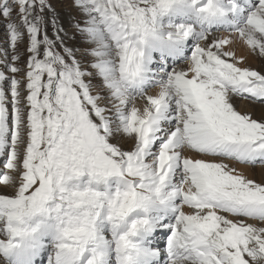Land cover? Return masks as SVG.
I'll return each instance as SVG.
<instances>
[{"label":"snow or ice","instance_id":"6c2138e0","mask_svg":"<svg viewBox=\"0 0 264 264\" xmlns=\"http://www.w3.org/2000/svg\"><path fill=\"white\" fill-rule=\"evenodd\" d=\"M178 2L72 0L80 18L66 31L49 0H0L13 53L11 63L7 49L0 56V254L35 238L27 222L38 215L54 221L48 264L99 249L107 193L70 182L116 178L120 220L162 210L114 234L117 264H137L145 250L133 237L157 228L164 264H264V64L247 58L264 60V0H190L202 28L158 36V18ZM153 40L174 45L176 61L149 69Z\"/></svg>","mask_w":264,"mask_h":264},{"label":"rangeland","instance_id":"374dc122","mask_svg":"<svg viewBox=\"0 0 264 264\" xmlns=\"http://www.w3.org/2000/svg\"><path fill=\"white\" fill-rule=\"evenodd\" d=\"M201 4L206 2V0H200ZM49 3L51 4L52 8L54 9V12L52 13L53 15L56 16V19L61 27H63L66 31H68L71 28V24L73 22V19H79L80 18V12L78 9L74 8L72 6V0H49ZM200 5H196L195 7L191 5L190 0H180L172 10H170L167 13H164L162 16L158 18V27H157V34L160 37H166L169 32H172L175 30L176 25L183 24L185 26L191 25L194 29V34L199 31L203 25L201 24V21L194 13V9L196 7H199ZM47 19L49 21L47 25V32L48 35H52V28H51V15L47 16ZM68 46H72L74 41L69 39L67 42ZM166 44H168L165 41ZM169 45V44H168ZM78 46V45H77ZM170 47H174V45H169ZM192 46V39L189 38L187 41L184 42L182 45V50L184 53H189L190 48ZM19 48L21 52L23 53L21 55L19 65L21 67L25 66V61L27 60V54L25 51L26 48V40L21 42L19 44ZM8 50V60L11 63V55L13 54L11 51V46H10V40H9V33L6 28V21L3 18H0V56L3 55L4 50ZM148 56L150 58V64L154 65L156 69H159L161 67H165L168 64L174 63L177 59V56L173 55L171 52L168 50H163L161 52L158 51V49L155 46H151L148 49ZM160 53L164 54L163 57H161ZM237 56L240 57L242 56L240 52H237ZM248 64H250L253 68H257L259 65L264 64V60H256L254 59L253 56L248 55ZM6 70L5 68H0V71ZM7 75H11L10 72L7 73ZM117 179L116 178H109L107 181L100 182V183H89V180L87 177H82L79 180H74L70 182V186L74 187H93L98 191H111L114 190L118 187H120L119 183H116ZM6 191V190H5ZM139 216L143 214H148L149 217L155 218V214L153 211H149L148 213L143 212L142 210H138ZM136 212V213H138ZM135 214V213H134ZM157 219V218H156ZM101 224L106 227L103 222ZM38 236V234H40ZM100 233V236L103 237V240L99 242V249L106 253L105 257L103 258V264H109V257H110V264H117L116 259H115V252L112 251L114 248V242L111 239L110 236V231L109 229L102 228L98 232ZM155 236L149 235V243L146 246L144 244V247H148L150 249H155L156 247L159 248L160 254L158 256L157 261L151 260L150 264H164L165 260V253L163 252V249L166 247V242H167V234L166 232L155 230L154 232ZM160 233H162L160 236H158ZM33 240H30L25 244L23 249L18 250L15 255L18 257L21 255V251H25V247L29 245L31 247V253L35 252L36 247L39 245V242H42L40 244V249H47L52 242H54V236H55V228H54V223L52 224H47L44 230L39 232ZM153 235V234H152ZM42 237H49L50 240L47 241H42ZM105 237H108L105 239ZM6 240V239H4ZM136 242H139V240H136ZM153 242V243H150ZM34 250V251H33ZM52 254L48 253L45 251L44 256L42 260H40L39 257L34 256V258H37L39 261V264H48L49 258ZM10 260V264H27L25 262H19L17 260L18 258L12 257H7ZM34 264V262H32Z\"/></svg>","mask_w":264,"mask_h":264},{"label":"clouds","instance_id":"9594fccd","mask_svg":"<svg viewBox=\"0 0 264 264\" xmlns=\"http://www.w3.org/2000/svg\"><path fill=\"white\" fill-rule=\"evenodd\" d=\"M152 43H156L157 41H151ZM151 64L148 65V68L151 69ZM128 72L134 71V69H128ZM148 75H151V72L148 73ZM115 77L117 80L120 79V72L119 69H117L115 73ZM131 91V89H130ZM160 89L158 87H151L148 89L147 94L148 95H154L158 94ZM138 103H143L142 100H137ZM107 193V199L104 201V206L102 210H99V219L96 224V228L98 231L99 225L101 222L109 229L111 239L114 241V234L115 237H118L120 234L123 233H130V230L132 229V225L134 222H137L140 217L132 218L133 214L138 212V210L132 212L127 217H125L123 220H120L119 217L115 214V209L113 207L114 203H118L119 201V194L117 191V188L111 191H100ZM110 201L112 203H110ZM28 227L29 229H35L36 235L44 230L47 224H52L54 221L52 219H49L44 216H35L32 219L28 220ZM3 222L0 221V239H7V236L2 230ZM100 234V233H99ZM108 237H105L107 239ZM136 237H133L135 240ZM42 241L50 240L49 237H42ZM55 241L51 243V245L47 249H41L37 253V257L42 260L45 251H47L50 254H53L55 249L53 247ZM102 252L100 249L96 247L93 243H88L83 245L82 250H77V258L75 260V264H88L90 260H94L97 257V254ZM0 264H10V260L5 257L4 255L0 254ZM34 264H39V261L37 258H34ZM109 264H110V257H109Z\"/></svg>","mask_w":264,"mask_h":264},{"label":"bare ground","instance_id":"6f19581e","mask_svg":"<svg viewBox=\"0 0 264 264\" xmlns=\"http://www.w3.org/2000/svg\"><path fill=\"white\" fill-rule=\"evenodd\" d=\"M194 13L197 15L196 10L194 11ZM200 25H202V23ZM154 46L158 49L159 52H161L163 50H168L169 49V52H171L173 55L176 56V54L173 52V48L175 46L174 47H170L168 44L165 43V41L156 42L154 44ZM238 51L240 52V54L242 56L247 55V52L245 51V46L244 45H238L237 46V52ZM148 54H149V52H148ZM160 55H161V57H163L164 54L160 53ZM256 171L258 172L259 169H256ZM116 183H118V181H116ZM151 211H153L154 213H156L155 214L156 215L155 218L150 217L152 220H156V218H158V215L162 212V210H159V209H154V210H151ZM144 216H148L149 217L148 214H143V215H140L139 216V212H138V213L133 214V217L132 218L144 217ZM102 228H106V227H104L102 224H100L99 225V228H98V232ZM155 230L163 231V229H159V228H157ZM154 231H152V232H150L148 234L140 233L135 238V242H136V240H139V242H137V243L139 244V246L141 247V249H144L145 250L144 253L141 256L138 257L137 264H150L151 260H152V262L154 260L157 261L158 257L151 255V252L153 250H159V248L156 247L155 249H150L148 247H144V244L147 246L148 243H149V237L148 236L149 235L155 236L154 233H153ZM161 234L162 233H160L158 236H160ZM40 235H41V233L38 234V236H40ZM150 243H153V242H150ZM40 244H42V242H39V245L36 247L35 252H33L34 256H36L37 253H38V251L41 250L40 249V247H41ZM33 254L31 253V247L29 245H27L25 247V251H21V255L19 257L17 255H14V258H18L17 260H19V262H25L27 264H32V262H34V256H33ZM159 254H160V252H159Z\"/></svg>","mask_w":264,"mask_h":264}]
</instances>
